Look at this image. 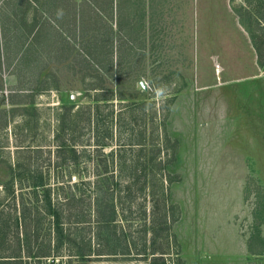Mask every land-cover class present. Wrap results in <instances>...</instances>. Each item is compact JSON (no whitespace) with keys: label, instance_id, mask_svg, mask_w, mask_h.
Instances as JSON below:
<instances>
[{"label":"rangeland","instance_id":"obj_1","mask_svg":"<svg viewBox=\"0 0 264 264\" xmlns=\"http://www.w3.org/2000/svg\"><path fill=\"white\" fill-rule=\"evenodd\" d=\"M74 1L76 9L70 0H0V70L7 75L4 82L0 72V88L6 90L5 95L0 93V102L4 100V107L13 102L5 116L0 114V203L12 208L13 200L14 205L19 198L33 200L30 176L39 172L43 183L58 187V198H73L64 208L74 221L86 211L92 185L87 181L96 179L100 197L103 191L112 193L116 219L132 218L136 208L144 210L147 240L153 226L151 247H161L164 239L168 242L166 264H195L191 256L204 241L205 220L189 205L187 141L177 147L180 134H173L171 95L178 87L170 82L174 76L151 64L154 51H142L139 20H130L138 8L132 0H119L120 27L115 26L117 18L109 17L105 0ZM239 11H234L235 19L240 24L246 21L245 34L249 29L260 49L258 62L264 75V0H239ZM204 13L208 6L199 1L196 38L202 36V24L216 23L206 21ZM104 25L111 28L102 37ZM218 33L209 30L210 36ZM60 142L74 148L73 160L67 147L60 158L55 157ZM121 223L135 239L134 223L124 219ZM64 227L74 231L75 226ZM83 233L71 235L78 239ZM34 239L30 237V243ZM94 257L82 263L147 264L149 259L135 254ZM23 259L28 264L34 261ZM78 263L66 255L53 260V264ZM199 263L219 264V260Z\"/></svg>","mask_w":264,"mask_h":264},{"label":"crops","instance_id":"obj_2","mask_svg":"<svg viewBox=\"0 0 264 264\" xmlns=\"http://www.w3.org/2000/svg\"><path fill=\"white\" fill-rule=\"evenodd\" d=\"M199 1L208 6L204 19L216 23L202 24L196 38ZM112 3L108 14L120 27L119 0ZM132 3L138 8L130 20H139L142 51H154L151 64L178 85L171 95L173 134H180L177 147L187 141L189 157H181H188L189 205L205 220L204 241L191 258L195 264H264V75L246 21L235 19L239 0ZM211 28L219 33L210 36ZM3 101L5 116L13 102L4 107Z\"/></svg>","mask_w":264,"mask_h":264},{"label":"trees","instance_id":"obj_3","mask_svg":"<svg viewBox=\"0 0 264 264\" xmlns=\"http://www.w3.org/2000/svg\"><path fill=\"white\" fill-rule=\"evenodd\" d=\"M43 1L56 3L66 0ZM81 1L82 3H88L89 0ZM113 1L115 0H105L109 12L112 10ZM70 3L76 9L75 1L70 0ZM108 30L110 31L109 26L104 25L102 37L104 32ZM101 41L103 47L104 38ZM107 47L109 46L107 45ZM87 124H90L88 118ZM54 138L57 139V135ZM66 147L61 142L56 144L55 157L60 158L59 154L64 152ZM67 150L72 153L70 159L73 160L76 151L72 147H67ZM30 177L29 186L33 199L27 201L30 202V205L23 202L21 198L15 202V205L13 200L12 208H6L0 203V264H28L23 257L33 258L36 264H40V260H43V264H53V260L62 255L72 256L78 259V264H83L82 262L93 254H95L94 258H99L101 255L115 258L135 254L143 259L148 257L147 264H166L164 258L170 253L168 242L164 239L165 243L162 242L161 247H151L154 243L151 233L153 232V226L149 227V239L147 240L143 209L137 210L135 207L136 212L132 218L126 219L124 215L122 216L127 223H134L136 236L135 239H132L129 237V232L123 229L121 223L123 219H116L119 216L114 209L112 193L103 191V197L97 194L98 184H94L97 183L96 179L87 181V184L92 183V185L85 204V214L79 212V215H76L74 221H72L69 219L70 211L64 207L73 198L66 196L63 199L58 198L56 194L58 187L53 188V186L43 183L39 172ZM141 188V186L138 188V194ZM134 198L133 196L132 199ZM134 203L136 204V201ZM137 205L141 208L140 203ZM151 212H153V208ZM43 220L46 222V227L42 225ZM65 224L75 226L74 231H70L69 227H64ZM81 230H84V233L78 239L72 238L71 232L75 235L80 234ZM21 234L22 238H20ZM32 236L35 239L30 243L29 238ZM34 261L31 264H34Z\"/></svg>","mask_w":264,"mask_h":264},{"label":"water","instance_id":"obj_4","mask_svg":"<svg viewBox=\"0 0 264 264\" xmlns=\"http://www.w3.org/2000/svg\"><path fill=\"white\" fill-rule=\"evenodd\" d=\"M139 85H141L143 87V84L141 82H139Z\"/></svg>","mask_w":264,"mask_h":264}]
</instances>
